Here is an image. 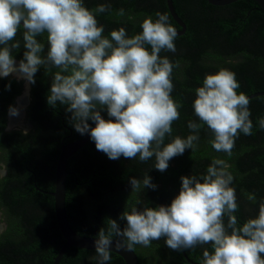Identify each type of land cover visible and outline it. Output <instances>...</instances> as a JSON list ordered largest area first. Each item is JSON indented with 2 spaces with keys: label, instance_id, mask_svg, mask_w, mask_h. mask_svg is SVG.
Returning <instances> with one entry per match:
<instances>
[{
  "label": "clouds",
  "instance_id": "1",
  "mask_svg": "<svg viewBox=\"0 0 264 264\" xmlns=\"http://www.w3.org/2000/svg\"><path fill=\"white\" fill-rule=\"evenodd\" d=\"M110 11L103 3L90 9L84 0H0V78L14 76L34 84L41 67L46 73L56 69L47 104L64 105L74 129L89 134L96 150L111 160L154 158V167L164 172L170 160L196 150L205 125L213 134V149L230 157L239 135H251L253 129L251 100L237 91L235 72L221 68L207 74L192 103L200 123L189 121L191 134L165 142L182 104L171 95L179 64L160 54L176 51L177 29L167 13L158 11L155 19H143L136 34L120 27L104 35L97 14ZM116 14L123 17L125 10ZM18 33L25 49L19 63L13 55L21 47ZM105 110L108 119L101 114ZM19 112L9 106L10 116ZM258 124L264 129V118ZM230 168L227 160L214 158L206 173L181 176L179 193L170 204L140 207L137 201L120 214L123 227L109 218L107 230L101 227L94 240L96 264L111 260L113 246L132 250L161 238L174 251L211 244L201 264H264V200L255 216L240 223ZM6 172L7 164L0 163V176ZM130 185L134 193L157 187L148 175L130 178ZM247 199L255 203L256 195L249 193Z\"/></svg>",
  "mask_w": 264,
  "mask_h": 264
},
{
  "label": "trees",
  "instance_id": "2",
  "mask_svg": "<svg viewBox=\"0 0 264 264\" xmlns=\"http://www.w3.org/2000/svg\"><path fill=\"white\" fill-rule=\"evenodd\" d=\"M182 6L173 5L186 24L185 33L176 37L175 52H161L179 67L173 70L172 97L182 104L180 117L172 125V136L187 137L192 130L189 121L200 123L192 107L195 89L202 86L207 74L227 68L236 74L240 84L238 92L246 95L264 90V12L254 0H237L227 5H211L207 0H181ZM158 9L138 8L124 0H84L94 9L99 4L110 5L111 11L97 14L105 27L104 35L124 27L129 35L140 32L144 18L155 19L156 12L167 13L169 22L177 29L165 0H158ZM257 7V8H256ZM125 10L123 17L116 13ZM250 10V11H249ZM21 47L14 50L17 59L23 58L22 33H18ZM40 39L45 40L44 37ZM47 47V46H46ZM41 67L30 84V102L26 119L31 123L27 135L13 130L3 132L6 112L22 92V80L9 76L0 78V163L7 164V172L0 177V207L5 229L0 233V264H52L64 239L57 227L54 214L53 190L55 163L62 143L80 138L69 122L65 106L55 108L47 104L52 75ZM10 84V88L7 87ZM251 135L241 133L235 141L232 155L217 152L211 146L213 134L203 126L195 151L187 149L169 161L161 172L154 167L155 159L141 162L121 156L111 160L97 151L91 138L76 151L66 164L65 208L70 227L78 234L97 237L101 227L107 230L109 218L117 219L121 227L126 223L119 216L139 201L140 207L168 205L179 193L181 176L206 173L214 158L231 165L234 176L240 223L258 213L259 202L264 200V129L258 121L264 118V95L250 98ZM108 119L107 112L101 113ZM92 124L91 121H89ZM94 126V124H92ZM148 175L155 189L142 188L132 192L130 178L142 179ZM256 195V202L247 199ZM119 239L117 237H113ZM212 251L211 244L194 249L174 251L165 239L154 240L150 247L134 246L139 264H192L201 263L203 251ZM94 250L70 247L59 264H96ZM107 264H125L123 258L111 252Z\"/></svg>",
  "mask_w": 264,
  "mask_h": 264
},
{
  "label": "water",
  "instance_id": "3",
  "mask_svg": "<svg viewBox=\"0 0 264 264\" xmlns=\"http://www.w3.org/2000/svg\"><path fill=\"white\" fill-rule=\"evenodd\" d=\"M207 1L211 5H227L237 0H207ZM254 1L257 3L258 7L264 12V0H254ZM165 3L172 19L179 26V28H177V32H178L177 36L184 34L186 30V24L176 12L173 5V0H165ZM16 62H19V60H16ZM29 91H30V84L24 81L23 91L17 97L16 105L23 94L27 95L26 103H28ZM260 95H264V90L247 94V96H249L250 98ZM23 108H22V117H23ZM89 139H90V135L85 134L80 138L68 141L66 143H62L60 146L59 155L55 163V172H54V181H53L54 187L53 190H51L49 193L53 196L55 219L57 222V227L64 239V242L60 247V249L58 250L57 254L54 256L52 264H59L62 255L70 247H79L88 250L95 249L94 240L97 237L85 236L73 231V229L69 225L66 214V208H65V192H66L65 184H66V175H67V171H66L67 160L83 145H85ZM111 252H114L119 256H121L125 264H139L138 256L133 249L132 250H126L124 248L116 249L115 246H113ZM183 254H185L184 251ZM187 261L192 264H201L194 262L190 259H187Z\"/></svg>",
  "mask_w": 264,
  "mask_h": 264
},
{
  "label": "flooded vegetation",
  "instance_id": "4",
  "mask_svg": "<svg viewBox=\"0 0 264 264\" xmlns=\"http://www.w3.org/2000/svg\"><path fill=\"white\" fill-rule=\"evenodd\" d=\"M124 1H126L127 3H134L135 4V6L136 7H138V8H147V9H158L159 7H161L162 5H161V3H159V2H157L158 0H124ZM235 2V1H234ZM166 4V3H165ZM177 4L179 5V6H182L183 5V2L181 1V0H177ZM215 6H222V5H215ZM167 7V6H166ZM257 8V7H256ZM259 8V7H258ZM250 11V10H249ZM15 60H19L20 61V59H17V58H15ZM12 77H14V76H12ZM15 78V77H14ZM23 81V83H22V86H23V84H24V80H22ZM30 87H31V85H30ZM22 91H23V89H22ZM21 94V93H20ZM19 94V95H20ZM19 95H17L16 96V98H15V101H14V106H16V99H17V97L19 96ZM29 102H30V91H29V100H28V103H27V105L26 106H24L25 108L28 106V104H29ZM26 110V109H25ZM5 118H6V122H5V126H4V128H3V132H8V131H13V130H17V131H21L22 132V128H21V125L20 124H18L17 126H16V124H14V125H10V121H9V109L7 110V112H6V115H5ZM24 118H26V114H25V117ZM26 121L28 122V124L30 125V129L29 130H27V132L28 131H30L31 130V127H32V125H31V123L26 119ZM3 176V175H2ZM1 177V176H0ZM3 216V212H2V208L0 207V218ZM0 222H2L4 225H2V230L3 229H5V223H4V221H0ZM0 233H2V232H0Z\"/></svg>",
  "mask_w": 264,
  "mask_h": 264
},
{
  "label": "bare ground",
  "instance_id": "5",
  "mask_svg": "<svg viewBox=\"0 0 264 264\" xmlns=\"http://www.w3.org/2000/svg\"><path fill=\"white\" fill-rule=\"evenodd\" d=\"M19 63V62H17ZM27 102V95H22L16 105V107H18L20 109L19 115L18 116H10L9 115V121H10V125H14L16 124V126L18 124L22 123V108L23 106L26 104ZM27 105V104H26Z\"/></svg>",
  "mask_w": 264,
  "mask_h": 264
},
{
  "label": "rangeland",
  "instance_id": "6",
  "mask_svg": "<svg viewBox=\"0 0 264 264\" xmlns=\"http://www.w3.org/2000/svg\"><path fill=\"white\" fill-rule=\"evenodd\" d=\"M27 104V103H26ZM26 104L24 105V106H26ZM25 107L23 108V117H22V123L20 124L21 125V128L22 129H27V130H29L30 129V125L28 124V122L26 121V118H24L25 117ZM2 225H4L2 222H0V232H2L3 230H2Z\"/></svg>",
  "mask_w": 264,
  "mask_h": 264
}]
</instances>
